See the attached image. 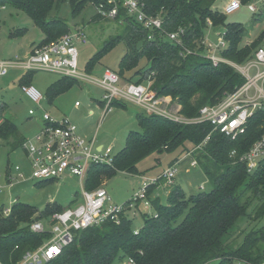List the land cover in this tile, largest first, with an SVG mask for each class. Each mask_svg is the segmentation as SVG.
Masks as SVG:
<instances>
[{"label":"trees","instance_id":"16d2710c","mask_svg":"<svg viewBox=\"0 0 264 264\" xmlns=\"http://www.w3.org/2000/svg\"><path fill=\"white\" fill-rule=\"evenodd\" d=\"M216 1L145 0V12L159 14L165 31L184 28L182 45L157 33L153 40H148V31L120 10L116 21L123 19L121 31L107 39L89 58L85 72L89 74L107 52L123 43L125 50L114 70L120 79L136 84L149 81L157 96H171L180 105L184 116H196L202 106L216 103L244 80L229 64L221 62L213 65L204 56L206 48L203 39L209 28L207 19L211 28L223 26L227 31L228 45L220 53L227 60L242 63L259 44L254 41L240 46L245 27L240 23L226 22L225 14L214 9ZM4 2L25 12L41 28L43 38L37 45H42L70 30L64 19L48 18L53 9L68 3L72 16H76L87 3L93 4L96 0H0V5ZM99 18L96 14L93 16V20ZM259 19H262L261 15ZM184 48L192 53L185 54ZM142 58L145 63L139 65ZM30 73L27 71L20 77V86L30 85ZM77 82L79 80L74 78L61 77L49 85L46 92L48 102L52 103L60 93ZM113 105L121 106V103L114 100L110 107ZM136 118L141 132H128L124 146L113 155L111 165L90 166L84 181L86 190L95 189L105 177L116 171L139 174L137 164L153 153L181 149L186 154L207 135L209 139L193 155L197 160L196 166L202 169L212 188L186 196L181 187L172 183L167 202L162 204L159 197H151L157 184L151 185L146 196L157 216L145 219L136 234L132 218L122 215L118 224L105 221L75 232L72 243L45 264H113L127 258H133L135 264H205L213 260L224 264L233 258L264 261V248L260 246L264 242L263 229L252 228L246 233L242 229L237 233L241 223L249 221V225L264 217V159L251 172L247 171L244 162L239 161V157L259 137L264 112H257L250 118L245 133L234 140L212 130L207 122L180 124L144 111L137 113ZM1 119L0 140L12 150L23 148L26 139L16 124L0 115ZM233 149L236 155L230 157ZM75 202L76 198L70 201L69 206ZM64 209L55 202L47 203L41 211L35 206L15 202L10 207V213L3 215V208H0V262L15 264L26 251L37 248L49 237L47 231L35 233L30 230L36 213L38 218L35 220L44 218L48 221L53 213Z\"/></svg>","mask_w":264,"mask_h":264},{"label":"built area","instance_id":"2783aa9c","mask_svg":"<svg viewBox=\"0 0 264 264\" xmlns=\"http://www.w3.org/2000/svg\"><path fill=\"white\" fill-rule=\"evenodd\" d=\"M264 0H255L248 6L256 10L258 4ZM241 0H229L224 5L221 13L230 14L240 7ZM96 14L104 19L116 20L119 11L123 10L126 16L133 17L141 26L148 31L147 39L153 40L155 33L163 38L182 45L181 36L183 27L168 32L163 29V18L158 15H150L145 12V0H96L93 3ZM123 19L118 22L122 23ZM207 25L211 28V22L207 19ZM226 32H219L217 42H212L205 35L203 44L206 48V58L213 65L221 62L232 66L244 79L242 84L227 92L216 103L202 106L194 117H186L180 112L179 104H171L168 96H157L150 88L149 81L145 83L121 82L117 72L105 67L99 77L90 76L78 69V52L76 43H85L87 38L82 27L70 29L67 33L56 40L42 45H33L28 49L25 59L0 60V77L5 75L10 68H19L26 71H51L62 77L88 81L100 86L105 90L103 96L104 113L111 107L114 100H127L139 106L146 114H154L161 118L180 124H195L207 122L212 130L219 131L231 140L245 133L247 123L257 112H264V47L256 46L251 55L242 63H235L223 58L220 53L227 47ZM185 54H190V49L184 48ZM21 91L26 98L34 103L39 109L44 99L40 92L32 85H21ZM75 105H78L76 102ZM34 110H29L30 116L35 115ZM92 112L90 111V114ZM42 129L35 137L34 142H25L23 150L30 168L31 179L44 181L61 179L65 176H76L82 184V193L79 201L75 202L61 212L53 213L47 224L42 220H34L30 224V230L35 233L49 232V237L37 248L26 251L21 259L15 264H45L57 257L63 248L72 243L75 232L90 226L99 225L105 221L120 222L121 216L125 215L126 204H114L111 202L107 191L103 187L93 190L84 188L86 174L91 165H111L113 156L111 148L97 150L95 136L85 140L77 134L74 124L67 118L56 119L48 113L42 114ZM262 131L253 142L249 150L239 157L240 162L246 164L248 172L253 171L264 159V121L261 123ZM209 139L195 146L183 158H190V167L197 165L193 155L194 151L202 148ZM235 150H231L230 157H235ZM178 159L168 166L153 180L141 181L140 188L129 201V206L143 202L145 207H152L147 198V190L151 185L163 183L169 186L173 183L178 165L183 160ZM16 178H23L24 173L20 165L15 166ZM9 171L5 177L7 185H12L16 179ZM1 179V177H0ZM161 180V181H160ZM0 184V194L4 190ZM203 189V185L199 187ZM3 215L10 213V207L4 208ZM157 213L153 215L156 217ZM137 229L134 230L136 234ZM0 264H2L0 262ZM120 264H135L133 258H127ZM207 264V263H205ZM224 264H264V261L255 262L246 258H233Z\"/></svg>","mask_w":264,"mask_h":264},{"label":"rangeland","instance_id":"374dc122","mask_svg":"<svg viewBox=\"0 0 264 264\" xmlns=\"http://www.w3.org/2000/svg\"><path fill=\"white\" fill-rule=\"evenodd\" d=\"M254 1L242 2L238 9L225 14L226 22L240 23L245 27L246 32L239 42L240 46L257 41L258 45L264 47V3L258 4L257 9L252 10L248 5ZM228 2L229 0H217L214 9L221 11ZM95 14L92 3H87L76 16H72L70 5L63 3L57 9H53L48 16V18L64 19L70 29L77 27L84 29L86 42L76 43L78 69L82 72H85L84 67L89 58L103 46L107 39L114 37L122 29L121 23L113 19L93 20ZM260 15L262 19H259ZM219 32H226L225 27L208 28L205 34L215 43L220 37ZM42 38L41 28L25 12L15 8L9 2L0 5V60L25 59L28 48L37 45ZM124 50L123 43L117 44L94 65L88 75L97 77L105 67L117 69ZM144 63L145 59H140L139 65ZM26 72L23 69L10 68L5 75L0 77V115L15 123L27 142H34L35 137L41 131L43 112L56 119L67 118L71 124L76 126L80 137L89 140L95 136L96 145H101L103 150L110 147L112 156L122 149L129 131L141 132L136 118L137 113L143 112L139 106L127 100H118L121 106L113 105L103 114L104 107L101 103L104 101L105 90L88 81L79 80L60 93L52 103H49L46 97L47 88L62 77L51 71L37 70L30 73V85L35 87L44 98L39 109L21 91L19 79ZM121 82L125 81L121 79ZM168 97L171 98V104H177L176 99ZM76 102L78 105H75ZM30 109L36 112L34 116L28 114ZM184 153L181 149L160 154L153 153L137 164L139 174L116 171L113 175L105 177L98 187H103L107 191L112 203L127 205L125 215L132 218V227L139 229L144 220L155 215L156 211L154 207H145L143 202L132 206H129L128 202L140 188L143 179H156L172 161L176 158L182 159ZM25 158L23 148L18 147L12 150L5 141L0 140V184L5 186L0 194V208L11 207L13 203L18 202L35 206L41 211L49 202V197H52V202L66 208L69 207L71 200L81 195L82 184L76 176H65L42 184H39L38 180L31 179L30 168ZM189 161L190 158H183L179 163L173 184L181 187L186 196L209 191L212 183L199 166L190 167ZM17 165H20L24 173L23 178L15 177L17 174L15 166ZM9 171L16 178L12 180V186L5 182ZM201 184L203 189L199 188ZM169 190L170 188L160 183L151 197H159L160 202L166 204ZM42 221L45 223L46 230H49L47 220L43 218ZM247 222L249 221L241 223V228L237 233L242 229L246 233L252 228H262L264 231V217L249 225ZM260 246L264 248V242H261ZM113 264H120V262ZM207 264H218V262L213 260Z\"/></svg>","mask_w":264,"mask_h":264},{"label":"crops","instance_id":"0c3cea01","mask_svg":"<svg viewBox=\"0 0 264 264\" xmlns=\"http://www.w3.org/2000/svg\"><path fill=\"white\" fill-rule=\"evenodd\" d=\"M29 48H30V47H29ZM29 48H28V49H29ZM102 71H103V70H102ZM101 73H102V72H101ZM101 73H100V75H101ZM100 75H99V76H100ZM99 76H97V77H99ZM24 96H25V95H24ZM25 97H26V96H25ZM1 122H2V119L0 120V123H1ZM96 142H97V141H96V137H95V147H96V149H97V150L103 149V147H102L101 145H96ZM25 160H26V158H25ZM26 162H27V160H26ZM195 167H196V166H195ZM55 180H57V179H55ZM5 182H6V181H5ZM6 184H7V183H6ZM9 186H12V185H9ZM158 186H159V185H157V186L155 187V189H156ZM4 188H5V187H4ZM168 188H170V186H168ZM75 198H76V202L79 201V199H80L79 195L76 196ZM75 198H74V199H75ZM51 200H53L52 197H51V198L49 197V198H48V201H49L48 203L52 202Z\"/></svg>","mask_w":264,"mask_h":264},{"label":"water","instance_id":"95a60500","mask_svg":"<svg viewBox=\"0 0 264 264\" xmlns=\"http://www.w3.org/2000/svg\"><path fill=\"white\" fill-rule=\"evenodd\" d=\"M38 218V213H36L34 216H33V220L37 219Z\"/></svg>","mask_w":264,"mask_h":264}]
</instances>
